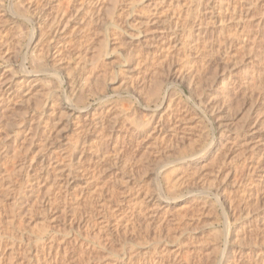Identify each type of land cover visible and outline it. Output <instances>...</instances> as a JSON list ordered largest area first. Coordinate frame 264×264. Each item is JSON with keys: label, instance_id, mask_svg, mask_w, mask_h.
<instances>
[{"label": "rangeland", "instance_id": "rangeland-1", "mask_svg": "<svg viewBox=\"0 0 264 264\" xmlns=\"http://www.w3.org/2000/svg\"><path fill=\"white\" fill-rule=\"evenodd\" d=\"M263 65L264 0H0V264H264Z\"/></svg>", "mask_w": 264, "mask_h": 264}, {"label": "bare ground", "instance_id": "bare-ground-1", "mask_svg": "<svg viewBox=\"0 0 264 264\" xmlns=\"http://www.w3.org/2000/svg\"><path fill=\"white\" fill-rule=\"evenodd\" d=\"M217 16H219L218 14H217ZM221 16V15H220ZM60 18H62V16H55V17H53L51 20H50V22L48 23V22H46L45 20L43 21V22H41V23H43V25L45 26V24H48V30H49V34L50 35H52V38H54V39H56L58 36H59V34H60V27H61V24H62V19H60ZM217 18V17H216ZM217 20V19H216ZM215 21V20H214ZM220 21V20H219ZM217 22H218V20H217ZM256 35H257V32L254 34V37L253 38H256ZM244 38V37H243ZM246 41H247V38H246ZM245 40H243V42H246ZM181 75V74H180ZM193 75V73L191 72V71H188L187 73H186V75H181V81H180V83L183 81H185L186 83H185V85H187L188 86V89H191V87H192V85H194V83H192V76ZM198 77V76H197ZM180 78V77H179ZM250 81H252V84L255 86V87H257L258 89L259 88H261V89H264V65L263 66H261L260 68H258V70L256 71V72H254L253 73V75H252V77H251V80ZM186 86V87H187ZM222 87H223V90H225L226 89V86L223 84L222 85ZM159 88V87H158ZM193 88H194V86H193ZM157 90V89H156ZM3 91H5V90H3ZM158 91V90H157ZM67 100V102H68V99H66ZM53 106V104H51L50 105V107H49V104H47V103H45V105H44V107L46 108V110H43L42 111V113L45 111V112H48V108H51ZM44 108V109H45ZM209 108V111L211 112V114H212V117H214V107H213V105L212 106H210V107H208ZM168 109V108H167ZM169 110V109H168ZM172 112V111H171ZM46 114V113H45ZM169 114H171V113H169ZM174 114V113H173ZM167 119H169V117H167ZM187 120V119H186ZM183 121V120H182ZM181 121V122H182ZM184 122V121H183ZM164 123V122H163ZM139 125H141V124H139ZM144 125V124H143ZM143 125H141V126H143ZM161 126H159V127H162V124H160ZM146 126V125H145ZM144 126V127H145ZM147 126H149V125H147ZM138 126L136 125V128H137ZM143 127V128H144ZM154 128V127H153ZM162 128H164V127H162ZM174 128H175V126H174ZM173 128V130H175ZM158 129V128H157ZM142 130V129H141ZM172 130V131H173ZM135 131V130H134ZM138 131V130H137ZM140 131V130H139ZM144 131V130H143ZM159 131H161V129H159L158 130V132ZM176 131V130H175ZM163 132V131H162ZM161 132V133H162ZM141 134V133H140ZM163 134V133H162ZM161 135V134H160ZM203 150V149H202ZM199 152V151H198ZM195 156V155H194ZM229 233H227V235H228Z\"/></svg>", "mask_w": 264, "mask_h": 264}]
</instances>
